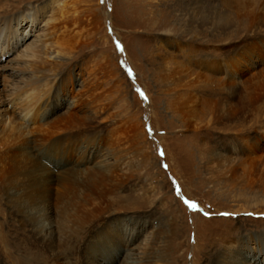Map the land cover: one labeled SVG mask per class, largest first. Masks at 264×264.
Returning a JSON list of instances; mask_svg holds the SVG:
<instances>
[{"label":"rangeland","instance_id":"1","mask_svg":"<svg viewBox=\"0 0 264 264\" xmlns=\"http://www.w3.org/2000/svg\"><path fill=\"white\" fill-rule=\"evenodd\" d=\"M14 1L0 117L36 110L0 122V264H264V0Z\"/></svg>","mask_w":264,"mask_h":264},{"label":"bare ground","instance_id":"2","mask_svg":"<svg viewBox=\"0 0 264 264\" xmlns=\"http://www.w3.org/2000/svg\"><path fill=\"white\" fill-rule=\"evenodd\" d=\"M14 3H15V1L13 3L8 2V5H6L5 9H0V15L9 14L11 12V10L15 7ZM20 20L21 21H28L31 24H33V23L36 22V15L34 13H32V12L31 13H28L27 12V14H25L24 16H21L19 20H15L14 21V24H15L16 27H18V24L20 23L19 22ZM65 21L67 22V20H65ZM65 21H61L56 26V28L58 30L61 29V27H63ZM3 30L5 31V33H2ZM11 30L12 29H11V27H9V25H8V27L2 28L0 30V32H1L0 33V40H2L5 36H7V37L10 36L11 37L12 34L15 33L14 30H12V31ZM1 49H2V51H4L5 50V46L3 45ZM0 54H1V51H0ZM50 59L53 62H55V63H59L60 62V59L58 57H56V56L50 57ZM20 74H22V72H20ZM40 81H43V79H40L39 77L35 78V80H34L35 83H38ZM31 85L32 84H30V83H26L24 81H21V85L20 86H16L14 88V90H15L14 91L15 92V97L18 98L19 96L20 97L23 96L27 92L26 89L29 88V86H31ZM13 96H14V94H13ZM35 98H37V97H35ZM28 104H31V102L28 103ZM28 109L29 110L28 111H25L23 114H19L18 119L15 122H14V120H12V118L10 117V115H6V114H4L3 116L0 117V122L3 123V125L6 126V127H7V125L10 126V127H12L15 124V125L18 126V130H26L27 126L34 121V118L32 117V112L34 110H36V109L30 110V108H28ZM239 141H241V140H235V144L237 145L236 146L237 147V151L239 153H242L243 154V152H244V150H243L244 149V145L238 143ZM28 150H27V152H28ZM39 151H41V150H39ZM43 157H45V154L43 153L41 155V153H39V157H37L38 160L35 159V162L39 165V160L42 159ZM57 162L58 161H56V160H48V163L51 164V165H57ZM241 163L242 162H238V164H241ZM225 164H227V166H229V168H231L230 166L233 164V162H231V161L226 162L225 161ZM39 167H40L39 169L42 168L41 166H39ZM14 177L15 176L12 175V173H9V176L7 175V177H6L7 178L6 180L9 181L10 183H12V184H9L7 182V184H8L7 186L9 187V189L12 192L9 195L10 197H8L9 198V203H15V204L18 205V210H17L16 214L18 215V217L24 218L26 220V224H28V226L31 228V230L37 232V234L39 235V237L42 240V242H44V243H47L48 242V244L53 245V241L54 240L51 237V233L49 232V230L47 228H45V226L42 227L40 225L41 220L37 218L38 213L34 209H32L31 206H29L30 205V201H27L25 199H21V198H19L17 196V193L20 192V190H18V189H21L22 190V188H19V186L15 184L17 181L14 180ZM9 185H11V186H9ZM230 212H232V213H241V212L246 213V212H248V210H246V211L245 210L244 211L241 210V211H235V212L234 211H230ZM78 224H80V223H78ZM72 227H74L75 229L72 228ZM58 229H59V232L60 233L56 237V241L59 244H64V246H65L66 243L70 242V240L72 238L73 239H76V237L80 236V234H78V232L76 231V229H78L77 226L74 225V224H72V223H70L69 221H62V224L60 225V227ZM50 245H48V246H50ZM121 256H123L122 259H123V262L124 263H120V264H133V262L130 261L131 260V257H132V255L130 253V250H125L124 255H121Z\"/></svg>","mask_w":264,"mask_h":264}]
</instances>
